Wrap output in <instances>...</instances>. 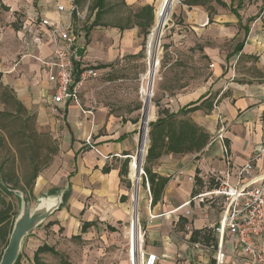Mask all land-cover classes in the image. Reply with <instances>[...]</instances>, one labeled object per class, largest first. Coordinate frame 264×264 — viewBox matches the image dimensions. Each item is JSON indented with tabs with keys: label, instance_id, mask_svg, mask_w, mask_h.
<instances>
[{
	"label": "crops",
	"instance_id": "1",
	"mask_svg": "<svg viewBox=\"0 0 264 264\" xmlns=\"http://www.w3.org/2000/svg\"><path fill=\"white\" fill-rule=\"evenodd\" d=\"M121 1L124 7L132 10V21L129 20L126 26L107 22L111 7L106 8L98 26H94L89 34L86 28L92 25L95 16H89L84 22H73L74 29H79L77 34L85 39V47L78 54V64L82 67H93L107 74L113 72L114 66L117 68L114 62L141 52V28L135 14L147 6L153 7L156 0ZM221 1L226 8L214 0L204 5H188L191 10L184 24L188 25L193 38L196 34L207 38L209 43L202 47V52L194 44L192 51L197 54L188 55L193 58L205 56L211 62L212 77L203 91L180 93L176 98V109L163 110L177 114L192 104L199 106V110L183 118L204 129L210 135V142L198 154L164 155L151 165L153 173L169 178L161 200L154 205L149 189L150 199L143 206L140 222L146 230L144 249L158 257L156 264H218V239L213 225L221 220L223 207L221 197L211 193L227 177L232 185H237L240 168L247 163L252 162L254 169L251 178H245L243 183L264 175V156L257 157L264 140V75L259 77L258 83L252 78L238 79L242 75L236 65L242 58L261 61L260 53L245 51L250 28L247 35L243 29L247 24L231 12L233 0L230 4ZM71 2L0 0V72L3 84L16 93L28 110L36 113L39 129L50 133L59 145V152L48 169L61 166L62 170L58 175H49L46 169L37 179L33 195L39 196L46 190L52 192L59 184L61 188L69 184L71 202L55 219L60 226L63 227L62 222L66 220L68 230L79 228L81 222L97 223L98 227L100 221L115 231L112 225L123 223L131 215L129 170L138 146V111L133 110L128 116L118 114L114 106L108 105L103 93L90 89L87 84L90 80L80 93V106L69 104L54 111L53 86L42 63L52 58L53 43L42 20L71 24L68 12L57 10L58 5L68 8ZM4 5L11 6L9 15H4ZM20 6L26 8L28 14L21 22L16 15ZM228 11L231 15H226ZM230 24L239 25L244 38L233 51H218L212 40L222 37V32L218 36L211 30L214 27L226 29ZM243 42V51H235ZM198 43L203 44L202 41ZM185 60H177L182 70L197 64ZM256 68L264 72V59L256 64ZM206 102H213L212 110L207 109ZM163 110L159 111L157 119L163 117L160 115ZM157 119H152L149 124ZM219 135L222 138H218ZM126 167L128 175L125 176L122 171ZM139 217L138 209L137 224ZM133 223L132 209L131 225ZM56 226L57 223L52 228ZM222 264L250 263L245 260L243 251L228 238Z\"/></svg>",
	"mask_w": 264,
	"mask_h": 264
},
{
	"label": "rangeland",
	"instance_id": "2",
	"mask_svg": "<svg viewBox=\"0 0 264 264\" xmlns=\"http://www.w3.org/2000/svg\"><path fill=\"white\" fill-rule=\"evenodd\" d=\"M86 1L81 4L84 9L86 7ZM188 1L189 0H175L170 20L166 25L161 40L157 71L152 89L154 93L152 104L155 112V118L153 120L157 119L159 111L163 109H176V98L178 94L203 91L212 77V68L210 67L211 62L206 60L205 56L197 55V58H193L192 55H188L197 54L192 51V49L196 48L198 51L201 50L202 52V47L209 45L207 38L204 39L201 38V36L198 37L196 34L193 38L191 30L187 28L188 25L184 24L186 23V19H188V11L191 10V8L188 7ZM224 1H226L227 4L231 3V0ZM24 2L27 3V1ZM93 2L94 0H91V3ZM15 3H17V1ZM160 3L161 0H156L154 3L153 14L156 13V15H154V17H156L155 21L153 19L152 26L147 30V34H144L140 29L141 40L139 51L141 52L135 57L123 59L124 61L121 60L114 62V65H117V68L114 66L113 72H108L107 74L101 72L100 77L92 79L87 83L90 86V89L97 90V92H100L101 94L103 93L102 95L108 101V105L111 107L114 106V111L118 114H127L128 116L131 111L137 110L139 126L143 116L141 93L143 88L146 89L143 76L148 68L149 35L156 24ZM233 3L234 7H237L238 5L242 6L239 13L243 22L250 27V34L247 39L245 51L259 52V59L262 61L264 59V0H233ZM112 4L114 6H112ZM20 7V11L16 13L19 22L23 19L25 20L28 16L25 10L26 8L22 6ZM108 7H111L110 10L112 12L107 17V22L110 25L120 24L126 26L129 24V20L132 21V10L124 7L121 0H108L107 8ZM10 8L11 6L4 5V15H9V12L11 11ZM90 11L91 9H89V12ZM226 15H231V13L228 11ZM232 17L234 20H237L233 15ZM233 25L230 24L226 29H223L224 27H214L211 30L218 36L221 35L222 32V37L217 40H212V42L214 41L213 46L216 47L218 51H233L236 44L243 40L244 32L239 30V25ZM200 41H202L203 44H199L198 42ZM194 44L195 48H193ZM178 59H186V63L191 62L197 64H195V66H185L187 69L182 70V67L179 66L177 62ZM261 61L242 58L239 63H236L237 69H240L239 71L242 75L238 79L247 80L252 78L254 79V83H258L260 81L259 77L264 75V72H261L256 68V64H260ZM37 127L39 129L38 123ZM146 147L148 149L149 141L147 142ZM2 156L3 154L0 153V160L3 158ZM146 166V157H144V174L138 205L140 222L142 219L143 206H145L146 201L148 202L150 199L149 191L144 184V169ZM60 170H62L61 166L59 168H51L49 170V175H58ZM129 185L131 186L129 192L131 215L128 216L123 223L112 225L115 231H111V229L108 228L109 224L100 221H98L97 228H92L87 234L82 235L80 231L82 222L79 228L76 227L68 230V223L65 220L62 222L63 227H61L60 223L55 219L58 214L61 215V213H64L65 206L62 211H56L43 225L34 230L24 240L20 252L21 264H33L35 253L39 247L44 244L53 247L59 254H41L40 258L43 264H131L129 251L133 207L132 194L134 185L130 179ZM65 186H67V184ZM57 187L54 188V190L61 189L62 186L59 184ZM47 194L48 190L41 192L39 196L34 195L33 199H31L32 207L34 208L37 205L38 200ZM6 196L7 200L14 204L15 211L18 214L20 210L18 197L14 194L12 196ZM69 202H71L70 199L67 203ZM49 222L57 223V226L53 229L52 227L54 226H47ZM141 227L146 233L143 225H141Z\"/></svg>",
	"mask_w": 264,
	"mask_h": 264
},
{
	"label": "trees",
	"instance_id": "3",
	"mask_svg": "<svg viewBox=\"0 0 264 264\" xmlns=\"http://www.w3.org/2000/svg\"><path fill=\"white\" fill-rule=\"evenodd\" d=\"M86 0H76L78 5ZM213 0H189V6H198L210 3ZM218 5L226 8L227 5L221 0H214ZM88 2V0H87ZM108 0H90V16H95L92 25L86 28L87 34L94 26H98L99 18L105 14ZM242 6L231 5V12L240 18L239 10ZM154 8L147 6L135 14L137 25L144 34L152 26ZM156 11V9H155ZM241 22V19H240ZM249 26L243 27L248 35ZM244 42L240 43L235 51H243ZM103 67H100V69ZM3 74L0 72V260L8 245L13 224L17 216L15 206L7 200L6 195L12 196L14 190L26 192L33 199L35 183L39 176L47 169L53 158L59 152L58 142L47 132H41L37 127V115L30 111L18 100L16 93L3 84ZM207 109L212 110L213 102L205 103ZM192 104L180 110L177 114L163 110L156 122L149 124V147L146 156L145 175L148 180L152 197V204L161 200L169 178L161 177L151 170V165L164 155H186L202 152L210 142V135L192 121L183 118L200 109ZM128 165V164H127ZM128 175V168L122 171ZM146 180L144 178V184ZM53 190L52 193H56ZM70 198V190L64 196L67 203ZM64 208V206L62 207ZM62 208L60 210H62ZM56 223L49 222L47 226ZM97 223L82 224L81 235L87 233ZM80 235V236H81ZM79 237V236H78ZM59 253L48 244L39 247L34 256L33 264H43L40 255ZM15 264H21L19 256Z\"/></svg>",
	"mask_w": 264,
	"mask_h": 264
},
{
	"label": "built area",
	"instance_id": "4",
	"mask_svg": "<svg viewBox=\"0 0 264 264\" xmlns=\"http://www.w3.org/2000/svg\"><path fill=\"white\" fill-rule=\"evenodd\" d=\"M89 7L90 0L85 9L77 5L75 0H72L68 8L65 5H58L59 12H68L72 22L69 25L42 20V25L49 29L53 43L52 58L42 63L48 70V80L53 86L51 102L54 111L69 104L80 106V93L85 84L101 75L96 68L82 67L78 60L79 51L85 47V39L83 35L77 34L79 29H74L73 22L87 21L90 16ZM218 138H222V135ZM261 156H264V140L257 154V157ZM253 169V163H247L240 168L237 185H232L227 177L219 188L211 193L221 197L223 207L221 220L213 225L218 239V264H222L224 244L228 238H231L235 246L243 251L247 262L264 264V175L243 183L245 178H251ZM145 180L149 191L146 175ZM130 233V263L156 264L158 257L147 253L144 249L146 233L140 221L135 234L133 225Z\"/></svg>",
	"mask_w": 264,
	"mask_h": 264
},
{
	"label": "water",
	"instance_id": "5",
	"mask_svg": "<svg viewBox=\"0 0 264 264\" xmlns=\"http://www.w3.org/2000/svg\"><path fill=\"white\" fill-rule=\"evenodd\" d=\"M149 119L145 115L143 109V116L139 127V138L136 155L141 152L142 146L144 148L149 141ZM148 149L146 151L147 156ZM70 190V185L58 189L56 193L48 192L47 195L41 197L38 200L37 205L33 208L29 195L20 190H14L20 202V210L17 214L11 236L7 247L5 248L0 264H15L20 256L22 244L24 240L37 228L43 225L56 211H59L67 203L64 200V196Z\"/></svg>",
	"mask_w": 264,
	"mask_h": 264
},
{
	"label": "bare ground",
	"instance_id": "6",
	"mask_svg": "<svg viewBox=\"0 0 264 264\" xmlns=\"http://www.w3.org/2000/svg\"><path fill=\"white\" fill-rule=\"evenodd\" d=\"M175 0H161V3L158 7L156 24L153 28V31L149 35V59H148V68L146 73L143 76L144 84L146 89L143 88L141 93V100L143 103V109L145 110V115L148 117L149 121L154 119L155 112L152 104V99L154 96L153 85L154 79L157 71L158 64V55L160 51L161 40L164 35V31L167 23L170 20ZM147 147L142 146L140 154L137 156L136 153L132 156L130 161V170H129V179L133 182L134 190L132 194L133 200V215H134V234L137 228V213L138 205L140 199L141 183L143 180V162L146 155ZM131 234V233H130ZM136 264V263H135Z\"/></svg>",
	"mask_w": 264,
	"mask_h": 264
}]
</instances>
